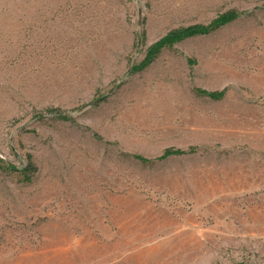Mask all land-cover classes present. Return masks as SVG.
<instances>
[{
  "label": "rangeland",
  "instance_id": "374dc122",
  "mask_svg": "<svg viewBox=\"0 0 264 264\" xmlns=\"http://www.w3.org/2000/svg\"><path fill=\"white\" fill-rule=\"evenodd\" d=\"M0 159V264H264V0H0Z\"/></svg>",
  "mask_w": 264,
  "mask_h": 264
},
{
  "label": "trees",
  "instance_id": "16d2710c",
  "mask_svg": "<svg viewBox=\"0 0 264 264\" xmlns=\"http://www.w3.org/2000/svg\"><path fill=\"white\" fill-rule=\"evenodd\" d=\"M241 17V14L236 11H229L222 15H219L216 19H214L211 23L207 25H194L189 26L185 28H180L177 30H174L170 33H168L165 37L157 41L155 44L151 45L146 54L145 62L142 66V68H138L135 71L140 72L149 67L151 64L154 63V61L157 59V57L160 55V53L168 48H172L174 45L181 43L185 40L196 38V37H202L207 36L211 33L216 32L217 30L225 27L226 25L232 23L233 21L239 19ZM197 94L203 97H207L214 101H219L225 97L226 91H219V92H206L204 90H196ZM50 114H55L58 117L62 118L63 120L67 121V118H65L64 113L60 111L59 109H50L47 110ZM195 150L194 148H191L189 150H180V149H167L163 152L162 156L158 158V161H162L165 159H168L170 157H177V156H183L187 154L193 153ZM134 159L142 162V163H148L149 160L144 159L141 156H133ZM34 168L32 166H28L24 171L20 172L24 176V180L26 182H30L32 177L29 173L34 172ZM0 172L3 173H13L18 172L15 170V168L9 164H6V162L2 159H0Z\"/></svg>",
  "mask_w": 264,
  "mask_h": 264
}]
</instances>
